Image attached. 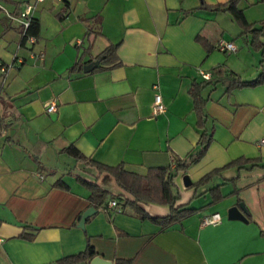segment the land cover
Returning a JSON list of instances; mask_svg holds the SVG:
<instances>
[{"label":"crops","instance_id":"1","mask_svg":"<svg viewBox=\"0 0 264 264\" xmlns=\"http://www.w3.org/2000/svg\"><path fill=\"white\" fill-rule=\"evenodd\" d=\"M32 1L0 0V58L13 63L0 81V264H89L95 255L111 264H264V78L228 89L218 80L257 75L264 29L261 47L251 46L231 13L211 7L225 0H45L31 13L32 41L21 21ZM237 7L247 22H264V0ZM219 40L235 49H219ZM110 43L116 56L104 61ZM217 65L222 75L213 73ZM201 73L211 82L201 89L199 124L188 88L207 79ZM154 92L165 105L155 114ZM51 102L56 109H47ZM202 131L211 135L205 151L173 177L174 206L193 208L186 216L163 226L151 217L165 216V203L136 202L144 214L121 209L113 196L91 203L84 179L129 196L96 162L144 174L195 152ZM70 144L84 157L65 151ZM236 157L255 160L194 184ZM239 202L244 218L228 216ZM90 206L96 210L80 224ZM214 211L220 220L202 223ZM88 243L92 256L60 262Z\"/></svg>","mask_w":264,"mask_h":264},{"label":"trees","instance_id":"2","mask_svg":"<svg viewBox=\"0 0 264 264\" xmlns=\"http://www.w3.org/2000/svg\"><path fill=\"white\" fill-rule=\"evenodd\" d=\"M238 0H225L223 3H216L211 6L215 9L227 10L231 13L233 19L237 25L241 28V32L249 34L251 46L255 48L261 47L262 43L259 40L260 32L264 29V22L259 25H255L254 22H247L243 12L237 7ZM38 29V20L35 17H31L30 24L26 30V33L22 36L23 39L27 35L36 34ZM197 38L199 36L197 35ZM116 46L117 44L110 43L107 45L100 53L104 55L102 58L104 61L109 60V56L114 54L116 56ZM119 63V62H118ZM224 67L222 65H217L213 67V73L217 75H222L224 72ZM264 78V59L260 60V70L257 75L252 79H241L238 76L233 75H223L218 80L224 82L225 88L241 87L246 85H254L259 83ZM211 82L209 78L204 79L202 82L192 81L189 85L188 92L192 97L193 107L196 111L199 124L202 122L204 113L202 106L204 103V97L201 95V89L204 85ZM2 117H0V129H1ZM211 139L210 133L202 131L198 138V148L195 152L189 153L184 158H176L172 165H159L149 167L146 173L139 174L133 171L125 169L121 163L117 165H106L102 163H97L100 169H105L108 171L116 180L117 184L120 186L123 192H126L129 196H125L122 193H112L110 190L102 187L96 181L93 180H83L84 184L90 189L89 198L91 203L94 205H105L110 197H115L121 202V209L125 204L136 205V202H158L165 203L169 206V212L163 217H151L157 222L161 223L163 226L168 225L174 221L179 220L183 216H186L193 211L191 207H185L182 205L174 206V202L178 197L173 183V177L177 172L183 171L186 167L199 159V157L205 151L209 140ZM65 151L72 154L77 158H83L84 155L73 145L64 148ZM255 159L236 157L222 167H217L204 173L199 179L194 183L195 185L204 182L209 179V177L217 172L220 168H223L232 164H241L243 162H253ZM57 183L61 186H66L61 180ZM212 198L217 199L221 196L218 186H214L210 189ZM136 207V206H135ZM139 209L138 207H136ZM141 214H144L143 210L139 209ZM150 217V216H149ZM95 250L92 245L87 244L86 248L78 253L68 255L60 259V262H71L74 260L86 259L92 256ZM118 262L127 261L125 259H117Z\"/></svg>","mask_w":264,"mask_h":264},{"label":"built area","instance_id":"3","mask_svg":"<svg viewBox=\"0 0 264 264\" xmlns=\"http://www.w3.org/2000/svg\"><path fill=\"white\" fill-rule=\"evenodd\" d=\"M42 1H45V0H34L32 2H26L23 6V10L21 11V18H22V36L26 33V30L30 24V20H31V17H32V10L33 8L36 6L37 3L39 2H42ZM49 1H52V2H57V1H62V0H49ZM26 38H29L31 39L32 41L34 40V37L32 35H27ZM216 46L219 48V49H227V50H234L235 49V45L233 44V42L231 41H223V40H219L217 43H216ZM43 55L42 53L40 54V56ZM13 66V63L12 62H6L4 60H2L0 58V81L3 82L4 79H5V75L6 73L10 70V68ZM201 76L203 78H207V74L206 73H201ZM153 113H158V112H161L164 110L165 108V105L162 101V98H161V95L159 92H154L153 93ZM48 110H54L56 109V105L55 103L51 102L49 103L48 107H47ZM263 139L261 138L259 140V142H262ZM110 204L111 205H114L116 204V200H111L110 201ZM220 220V215L218 212L214 211V212H211L210 214L208 215H205L203 216L202 218V223H215V222H218Z\"/></svg>","mask_w":264,"mask_h":264},{"label":"water","instance_id":"4","mask_svg":"<svg viewBox=\"0 0 264 264\" xmlns=\"http://www.w3.org/2000/svg\"><path fill=\"white\" fill-rule=\"evenodd\" d=\"M99 58L93 59L91 61H89L88 63L84 64L83 66V70L84 71H89L92 70L93 68H95L96 66H98L99 64ZM182 182L183 184H188V177L186 174L182 175ZM240 209H244V206L241 202L238 203L237 205H233L231 207H229V209L227 210V214L230 217L233 218H239V219H243V214L240 211ZM96 209L93 206L88 207L87 209H85V211L82 213L81 219H80V224H82L84 222V220L91 215ZM112 262L108 259L103 258L100 255H95L90 259L89 264H111Z\"/></svg>","mask_w":264,"mask_h":264}]
</instances>
